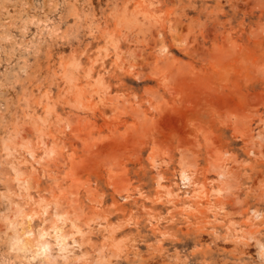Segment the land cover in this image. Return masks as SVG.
I'll return each mask as SVG.
<instances>
[{"label":"rangeland","instance_id":"374dc122","mask_svg":"<svg viewBox=\"0 0 264 264\" xmlns=\"http://www.w3.org/2000/svg\"><path fill=\"white\" fill-rule=\"evenodd\" d=\"M262 165L264 0H0V264H264Z\"/></svg>","mask_w":264,"mask_h":264},{"label":"snow or ice","instance_id":"6c2138e0","mask_svg":"<svg viewBox=\"0 0 264 264\" xmlns=\"http://www.w3.org/2000/svg\"><path fill=\"white\" fill-rule=\"evenodd\" d=\"M174 144H175V137L170 139L167 136H164L162 138V142L153 143L151 145V152H148V162L150 163L151 167L157 171V173H159L161 169V165L174 163V159H175V153L173 151ZM176 151L181 152L179 159L180 168H181V173H180L181 178L184 180L185 183H188L190 181V176L186 170L189 167H191L190 160L185 159V156L181 149L177 148ZM45 155L47 156L48 154L46 153ZM52 155H55V153H52ZM143 159L144 158L142 156L135 158L131 162V167H135L136 164L142 163ZM262 167H264V165H262ZM163 179L164 177L162 175H158L157 183H159V181H162ZM262 187H264V181H262ZM39 206L42 209L41 215L44 217L43 223L46 225L49 223V220L47 219L49 216L48 209L52 207V204L50 202L41 199L39 202ZM55 207H56V212L53 214L54 222L52 223L51 229L45 231L44 228L41 227L37 233H33L31 230L28 229L25 230L27 237L29 238L38 237V239H36V252L33 256L34 259L37 256H47L50 254L52 245H50L47 241L48 238H50V234L52 233L55 234L56 246L60 247L62 251H66V249L64 248V240L66 238L62 234L61 228L57 227V225L62 222H65L67 220V217L60 214L61 206L58 202L55 204ZM34 218L35 215H31L27 217L28 221H32ZM72 227L74 230L76 229V225L74 223ZM21 243H27V242L18 239L14 242L13 247L15 248L17 245Z\"/></svg>","mask_w":264,"mask_h":264},{"label":"bare ground","instance_id":"6f19581e","mask_svg":"<svg viewBox=\"0 0 264 264\" xmlns=\"http://www.w3.org/2000/svg\"><path fill=\"white\" fill-rule=\"evenodd\" d=\"M79 7V5H77L76 4V8H78ZM174 27V30H175V34H176V38L177 39H180V40H185L186 39V35L185 34H183V32H181V31H179V29H178V26L177 25H174L173 26ZM184 30V29H183ZM187 40V39H186ZM161 55H163V54H161ZM161 57V56H160ZM160 60V61H159ZM161 63L162 62V65H164V64H167L168 62H169V59H168V57H163L162 56V58H159L158 60H157V62H156V64H154L153 65V67L154 68H156V69H158L159 68V66L157 65L158 63ZM160 65V64H159ZM64 75H69V76H67V77H70V75H71V73H70V70L67 68V67H65L64 68ZM71 78V77H70ZM74 100L75 101H77V102H80V95L79 94H77L75 97H74ZM51 147V146H50ZM55 151V149L54 148H48V149H46V151H45V153H47L49 156L51 155V153H53ZM186 159V158H185ZM188 170V169H187ZM186 170V171H187ZM188 172V171H187ZM180 173H181V168H180V163H179V179H180V182L184 185V186H188L189 184H190V181L188 182V183H185L184 182V180L181 178V175H180ZM189 174V173H188ZM190 176V175H189ZM72 191V190H71ZM165 194L168 196V195H170V192L169 191H166L165 192ZM192 195H194V196H196V197H200V196H202L203 195V190H202V188L200 187V188H197V189H195L194 190V192L192 193ZM65 197H67V195L65 196ZM75 215H77V214H75ZM75 221H76V219H75ZM78 223V222H77ZM229 233H231V231L229 232Z\"/></svg>","mask_w":264,"mask_h":264}]
</instances>
